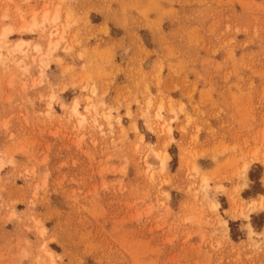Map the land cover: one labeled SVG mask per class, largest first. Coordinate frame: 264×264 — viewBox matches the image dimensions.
Instances as JSON below:
<instances>
[{"label":"rangeland","instance_id":"obj_1","mask_svg":"<svg viewBox=\"0 0 264 264\" xmlns=\"http://www.w3.org/2000/svg\"><path fill=\"white\" fill-rule=\"evenodd\" d=\"M6 26L0 264H264V0H0Z\"/></svg>","mask_w":264,"mask_h":264},{"label":"bare ground","instance_id":"obj_2","mask_svg":"<svg viewBox=\"0 0 264 264\" xmlns=\"http://www.w3.org/2000/svg\"><path fill=\"white\" fill-rule=\"evenodd\" d=\"M37 13V12H36ZM43 13V12H42ZM50 13V12H49ZM44 15V17H43V19H41V21L43 22V21H47V19H48V12L47 13H43ZM65 14V13H64ZM53 15V17L51 18V22L52 23H57L58 21H59V19H60V17H59V10L58 9H56L55 10V12H54V14H52ZM51 15V16H52ZM66 15V14H65ZM50 20V19H49ZM33 21V22H32ZM30 23V25L28 24V26H25L24 24V26H22V30L24 31L25 29H26V31L27 30H31V28L32 27H39V25L40 24H38V25H36V22L34 21V19L32 20ZM27 24V23H26ZM58 24V23H57ZM55 26V25H54ZM57 27V26H56ZM61 27V26H60ZM63 28V27H62ZM61 31H62V29H61ZM12 32V29H11V27H9V26H6V27H4V28H2V31H1V34H0V41H5V40H7V37H8V35L10 34ZM59 36H60V34H59ZM49 37H50V35H49ZM62 38V37H61ZM60 38V39H61ZM58 39V38H57ZM49 43V42H48ZM22 44H24V43H22V42H17V44L15 45V48L13 49V51H20V49H21V47H22ZM52 45V44H51ZM53 45H54V47L57 45V43H53ZM48 46H50V44L48 45ZM50 49V48H49ZM35 51H37V52H39L40 53V51H41V49H40V47H35ZM53 51V50H52ZM51 51V52H52ZM48 52V50L46 51V54H48L47 53ZM45 53H44V55H43V57L46 55ZM50 55V53L48 54V56ZM46 57V56H45ZM43 59V58H42ZM42 63H43V61H42ZM44 64V63H43ZM73 108H72V112H73V114L74 115H79V111H78V103L76 102H74L73 103V106H72ZM92 107V106H91ZM89 108H90V106L89 107H86V110H89ZM156 156H158L159 157V154L158 153H156ZM167 157V156H166ZM247 167V166H246ZM245 169V168H244ZM246 171V170H245ZM208 181V180H207ZM259 199V198H258ZM232 200V199H231ZM232 201H234V200H232ZM260 202V201H259ZM216 203V202H215ZM256 202H253L251 205H253V204H255ZM259 205H260V207H262L263 205H264V202L263 201H261L260 203H259ZM255 206V205H254ZM215 207H217V204H215ZM214 206H213V208H215ZM258 207V206H257ZM251 208V207H250ZM249 229L251 230V226H249Z\"/></svg>","mask_w":264,"mask_h":264}]
</instances>
